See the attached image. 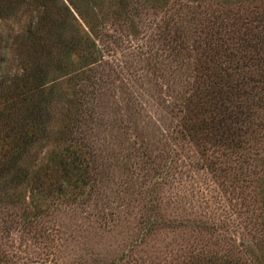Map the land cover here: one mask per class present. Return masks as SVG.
<instances>
[{"label": "trees", "instance_id": "1", "mask_svg": "<svg viewBox=\"0 0 264 264\" xmlns=\"http://www.w3.org/2000/svg\"><path fill=\"white\" fill-rule=\"evenodd\" d=\"M242 1L247 3L240 7H247L240 15L231 9L225 16L191 11L198 18L193 29L178 7L172 23L150 31L154 40H134L137 31L129 26V40L122 38L127 45L111 51L104 45L105 26L111 20L130 24L137 0H0V20L25 4L38 14L14 36L15 72L0 60V211L20 206L25 212L19 224L36 234L48 210L78 200L89 204L113 182L117 165L111 160L118 157L97 145L107 140L132 162L119 165L122 172L141 176L144 170L153 184L158 179L147 163L146 135L135 130L139 112L126 108L125 121L133 126H114L106 137L96 131L101 123L88 100L93 93L77 90L66 97L60 90L61 84L84 81L95 88L104 64L111 63L131 88L151 89L168 79L183 84L168 96L169 121L155 127L156 140L186 143L201 157L248 148L261 136L257 130H264V0ZM258 180L264 202V177ZM156 209L151 202L150 212ZM153 225L150 219L149 229ZM263 255L264 239H256L220 256L195 252L179 264H262Z\"/></svg>", "mask_w": 264, "mask_h": 264}, {"label": "rangeland", "instance_id": "2", "mask_svg": "<svg viewBox=\"0 0 264 264\" xmlns=\"http://www.w3.org/2000/svg\"><path fill=\"white\" fill-rule=\"evenodd\" d=\"M158 1L137 0V16L130 24L108 21L104 45L111 51L117 47L122 50L127 45L122 44V38L129 40L132 33L129 26L137 31L134 40H154L150 31L163 22L172 23L178 7L189 29L198 19L193 12L215 10L225 16L231 9L240 15L247 7H240L247 3L241 0ZM37 15L25 4L0 20V60L10 73L15 72L16 65L12 62L14 36ZM103 58L109 62L106 55ZM110 64L98 69L93 79L95 88H87L84 81L77 87L61 84L60 90L66 97L77 90L93 93L88 94L92 97L88 100L98 115L97 125L101 123L96 131H103L106 137L114 126H133L125 121L126 108L139 112L135 130L137 135H146L142 141L148 149L147 163L158 179L153 184L144 170L141 176L122 172L119 165L132 162L108 140L97 143L106 149L108 157H118L115 162L111 160L117 167L111 171L113 182L108 189L101 190V196L89 204L78 200L48 210L36 234L19 224L24 209L6 206L0 211V264H179L195 252L220 256L250 240L264 239V202L258 187L261 181H255L264 177V130H257L261 136L249 140L244 151L221 152L226 155L209 151L201 157L186 143L179 142L175 148L166 139L156 140L160 135L155 127L169 121L168 96L185 87L179 80L168 79L156 81L151 89L138 85L131 88L120 72L110 69ZM146 81L143 79V83ZM151 130L153 136L147 139ZM211 163L218 168L213 166L211 170ZM151 202L157 206L155 212H150ZM150 219L154 223L151 229Z\"/></svg>", "mask_w": 264, "mask_h": 264}]
</instances>
